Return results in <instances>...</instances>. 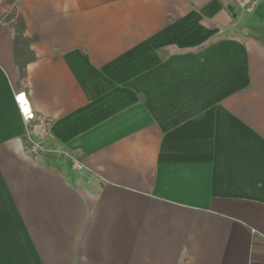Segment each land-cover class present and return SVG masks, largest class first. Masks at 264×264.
I'll use <instances>...</instances> for the list:
<instances>
[{
    "label": "crops",
    "instance_id": "0c3cea01",
    "mask_svg": "<svg viewBox=\"0 0 264 264\" xmlns=\"http://www.w3.org/2000/svg\"><path fill=\"white\" fill-rule=\"evenodd\" d=\"M0 264H264V0H0Z\"/></svg>",
    "mask_w": 264,
    "mask_h": 264
},
{
    "label": "built area",
    "instance_id": "2783aa9c",
    "mask_svg": "<svg viewBox=\"0 0 264 264\" xmlns=\"http://www.w3.org/2000/svg\"><path fill=\"white\" fill-rule=\"evenodd\" d=\"M235 8L245 14H253L262 0H231ZM16 103L26 123L25 138L27 150L36 158H46L51 155L56 156L58 152L50 148V132L46 122L36 121V116L24 93L17 94ZM73 170L81 171L83 165L73 159Z\"/></svg>",
    "mask_w": 264,
    "mask_h": 264
},
{
    "label": "trees",
    "instance_id": "16d2710c",
    "mask_svg": "<svg viewBox=\"0 0 264 264\" xmlns=\"http://www.w3.org/2000/svg\"><path fill=\"white\" fill-rule=\"evenodd\" d=\"M31 40L24 36V23L22 19L17 20L15 27V62L19 68V77L23 81L26 77L27 67L35 61L30 50Z\"/></svg>",
    "mask_w": 264,
    "mask_h": 264
},
{
    "label": "rangeland",
    "instance_id": "374dc122",
    "mask_svg": "<svg viewBox=\"0 0 264 264\" xmlns=\"http://www.w3.org/2000/svg\"><path fill=\"white\" fill-rule=\"evenodd\" d=\"M50 144V143H49ZM53 147V146H52ZM51 146H50V148H52ZM52 149H54V148H52Z\"/></svg>",
    "mask_w": 264,
    "mask_h": 264
}]
</instances>
